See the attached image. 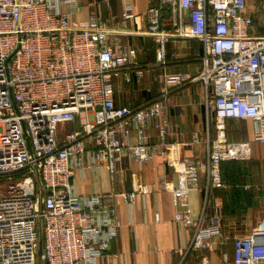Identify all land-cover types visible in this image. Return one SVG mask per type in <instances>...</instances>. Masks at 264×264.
<instances>
[{
    "label": "built area",
    "instance_id": "2783aa9c",
    "mask_svg": "<svg viewBox=\"0 0 264 264\" xmlns=\"http://www.w3.org/2000/svg\"><path fill=\"white\" fill-rule=\"evenodd\" d=\"M259 7L264 16V0ZM84 8L82 0H0V264H98L118 234L117 198L134 203L151 188L138 183L131 191L83 194L73 178L78 168L105 164L113 181L126 154L138 161L166 157L178 174L176 186L163 185L173 194L175 220L193 228L187 250L211 248L222 233V213L208 211L210 189L229 186L223 161L248 160L252 152L251 140L228 139L226 119H252L253 140L264 141V34L256 32L249 1L158 0L144 13L145 28L135 31L154 38L159 63L172 38L202 42V67L191 79L204 83L215 117L207 160L181 157L177 143L150 141L149 127L167 131V100L188 77L167 73L156 97L117 104L114 80L141 79L152 64L141 60L139 45L113 40L122 30L95 9L72 18ZM122 15L137 14L126 4ZM78 117L77 127L63 131ZM197 188L205 199L195 215L185 205ZM179 251L177 264H185L188 251ZM195 264L212 262L205 254ZM220 264H264V230L234 237L233 261Z\"/></svg>",
    "mask_w": 264,
    "mask_h": 264
},
{
    "label": "crops",
    "instance_id": "0c3cea01",
    "mask_svg": "<svg viewBox=\"0 0 264 264\" xmlns=\"http://www.w3.org/2000/svg\"><path fill=\"white\" fill-rule=\"evenodd\" d=\"M82 1L85 8L75 12L73 19H83L88 8L95 9L110 19L112 28L122 30L112 34L113 40H120L123 46L139 45L141 60L152 64L141 79L134 75L129 82L124 77L114 80L117 104L136 106L156 97L164 90L167 73L188 77L183 86L172 90L167 100V131L149 127L150 141L177 143L176 150L181 157L207 160V141L216 134L215 117L205 104L204 83L191 79L202 67V42L196 38H172L166 44V62L159 63L154 38L135 32L145 28L144 13L158 0H111L109 6L103 0ZM260 1L249 0V4L256 32L264 34V16L258 14ZM126 4L133 5L136 17H123ZM255 131L252 119H226L228 139L251 140L252 152L251 157L242 162L241 168L240 161L223 164L228 187L210 189L207 209L210 213H222V233L211 248L202 250H187L193 228L175 220L173 194L163 185L176 186L178 174L163 154L157 153L148 161H138L131 154L124 155L113 181L105 164L92 169H76L73 183L78 193H100L112 187L115 191H131L138 183H147L151 188L147 194L139 193L134 203H128L121 196L117 198L115 217L120 222L118 234L98 264H177L182 255L179 249L188 251L185 264H195L205 254L212 264H220L224 259L233 261L234 237L264 230V141L253 140ZM135 136L133 130L131 142L136 140ZM200 182L202 186L206 183L205 171ZM204 199L203 188L191 189L185 207L197 215L203 208ZM157 212L159 220L155 216Z\"/></svg>",
    "mask_w": 264,
    "mask_h": 264
},
{
    "label": "rangeland",
    "instance_id": "374dc122",
    "mask_svg": "<svg viewBox=\"0 0 264 264\" xmlns=\"http://www.w3.org/2000/svg\"><path fill=\"white\" fill-rule=\"evenodd\" d=\"M80 122H81V119L78 117L75 123L65 125L63 127V131L71 129L73 127H77L80 124ZM39 264H43L41 260H39Z\"/></svg>",
    "mask_w": 264,
    "mask_h": 264
},
{
    "label": "trees",
    "instance_id": "16d2710c",
    "mask_svg": "<svg viewBox=\"0 0 264 264\" xmlns=\"http://www.w3.org/2000/svg\"><path fill=\"white\" fill-rule=\"evenodd\" d=\"M248 1H249V0H248ZM258 1H259V0H258ZM258 14H262V12H261V8L258 9ZM227 161H228V162H227ZM233 161H240V164H241V165H239L240 168L242 167V162H244V161H241V160H225V161L222 162V173H223V170H224V168H225V167H223V166H224L223 164H225V163H229V162L231 163V162H233ZM223 175H224V173H223ZM224 177H225V176H224Z\"/></svg>",
    "mask_w": 264,
    "mask_h": 264
},
{
    "label": "water",
    "instance_id": "95a60500",
    "mask_svg": "<svg viewBox=\"0 0 264 264\" xmlns=\"http://www.w3.org/2000/svg\"><path fill=\"white\" fill-rule=\"evenodd\" d=\"M28 142H29V145H30V148H31V143L29 141V138H28ZM39 257H41V253H42V250H43V237L40 236V240H39Z\"/></svg>",
    "mask_w": 264,
    "mask_h": 264
}]
</instances>
